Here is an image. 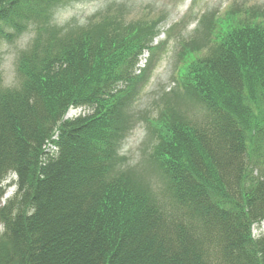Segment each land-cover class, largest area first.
Instances as JSON below:
<instances>
[{"label": "trees", "instance_id": "1", "mask_svg": "<svg viewBox=\"0 0 264 264\" xmlns=\"http://www.w3.org/2000/svg\"><path fill=\"white\" fill-rule=\"evenodd\" d=\"M60 2L0 0V37ZM95 27L39 36L18 88L0 72V264H264V21L237 10L213 24L210 53L185 52L177 85L204 118L155 120L157 192L119 158L147 33ZM82 106L94 113L65 120Z\"/></svg>", "mask_w": 264, "mask_h": 264}, {"label": "rangeland", "instance_id": "2", "mask_svg": "<svg viewBox=\"0 0 264 264\" xmlns=\"http://www.w3.org/2000/svg\"><path fill=\"white\" fill-rule=\"evenodd\" d=\"M237 10H250L264 21V0H61L42 17L43 24L28 26L11 39L0 37L2 87L20 86L18 61L39 36L74 35L94 26L124 31L132 25L143 35L147 33L148 49L142 52L134 73L137 77L135 96L130 104L127 137L120 145L119 158L123 161L122 168L125 165L137 172L138 179L142 176V181L157 192L163 187V180L155 169L153 172L148 161L157 142L155 120L166 107L175 110L189 123L203 120L200 105L187 101L177 85L190 59L185 52L198 49V55L210 53L213 24L232 16ZM136 33L132 35L137 36ZM119 87L125 89V85ZM93 113L89 107H72L66 117L73 120ZM50 150V146L45 148L47 153ZM15 179L11 175L4 184L2 203L14 197L17 191L13 184ZM3 233L0 225V237ZM253 233L255 237L264 236V223L256 226Z\"/></svg>", "mask_w": 264, "mask_h": 264}]
</instances>
